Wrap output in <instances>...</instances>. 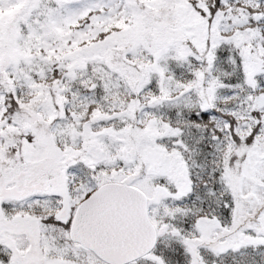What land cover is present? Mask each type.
I'll list each match as a JSON object with an SVG mask.
<instances>
[{"label": "snow or ice", "instance_id": "1", "mask_svg": "<svg viewBox=\"0 0 264 264\" xmlns=\"http://www.w3.org/2000/svg\"><path fill=\"white\" fill-rule=\"evenodd\" d=\"M0 264H264V0H0Z\"/></svg>", "mask_w": 264, "mask_h": 264}]
</instances>
